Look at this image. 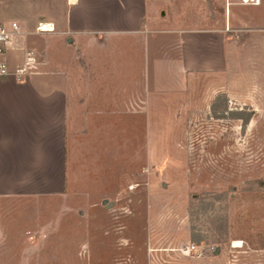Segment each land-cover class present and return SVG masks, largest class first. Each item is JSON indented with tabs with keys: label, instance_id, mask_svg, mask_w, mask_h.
Returning a JSON list of instances; mask_svg holds the SVG:
<instances>
[{
	"label": "rangeland",
	"instance_id": "374dc122",
	"mask_svg": "<svg viewBox=\"0 0 264 264\" xmlns=\"http://www.w3.org/2000/svg\"><path fill=\"white\" fill-rule=\"evenodd\" d=\"M152 1L160 29L234 42L233 84L203 73L162 89L138 74L133 120L122 121L133 124L122 136L123 156L133 148L128 177L62 217L66 206L44 202L36 228L21 216L30 208L0 205V264H264V0L260 12L231 0L230 20L227 0ZM111 59L121 75L122 58ZM189 244L218 253L183 255Z\"/></svg>",
	"mask_w": 264,
	"mask_h": 264
},
{
	"label": "crops",
	"instance_id": "0c3cea01",
	"mask_svg": "<svg viewBox=\"0 0 264 264\" xmlns=\"http://www.w3.org/2000/svg\"><path fill=\"white\" fill-rule=\"evenodd\" d=\"M250 6L260 12L262 0ZM156 16L152 0H1L0 22L17 23L26 47L45 58L23 81L0 80L1 206L30 208L21 216L36 228L46 214L44 202L66 206L57 213L62 217L73 211L75 199L97 198L107 180L127 178L122 162L126 170L133 166V148L123 156L122 136L133 132V124L122 121L133 120L138 74L141 80L152 74L162 89L163 81L175 87L203 73L224 74L230 82L234 42L218 32L160 29ZM43 25L52 30L40 31ZM113 42L116 50L105 51ZM115 57L122 58L119 76ZM22 59L11 52V68ZM134 67L130 80L127 71Z\"/></svg>",
	"mask_w": 264,
	"mask_h": 264
},
{
	"label": "built area",
	"instance_id": "2783aa9c",
	"mask_svg": "<svg viewBox=\"0 0 264 264\" xmlns=\"http://www.w3.org/2000/svg\"><path fill=\"white\" fill-rule=\"evenodd\" d=\"M248 3L259 5L260 0H250ZM42 29L40 26L39 30ZM24 33L17 23L7 26L0 22V80L14 77L23 81L31 75L36 74L44 64L40 53L26 47L23 42ZM20 52L23 55L22 62L16 68H11L10 53ZM183 255L202 257L206 254H216L214 246L189 244L180 249Z\"/></svg>",
	"mask_w": 264,
	"mask_h": 264
},
{
	"label": "bare ground",
	"instance_id": "6f19581e",
	"mask_svg": "<svg viewBox=\"0 0 264 264\" xmlns=\"http://www.w3.org/2000/svg\"><path fill=\"white\" fill-rule=\"evenodd\" d=\"M245 2H249L250 0H244ZM49 27L47 26V25H43L42 26V29L40 30V31H51L52 29H48ZM237 247H239V246H237Z\"/></svg>",
	"mask_w": 264,
	"mask_h": 264
},
{
	"label": "water",
	"instance_id": "95a60500",
	"mask_svg": "<svg viewBox=\"0 0 264 264\" xmlns=\"http://www.w3.org/2000/svg\"><path fill=\"white\" fill-rule=\"evenodd\" d=\"M104 205H107V208H108V209H110V208L112 207V205H111V204H108L107 201L104 202Z\"/></svg>",
	"mask_w": 264,
	"mask_h": 264
}]
</instances>
